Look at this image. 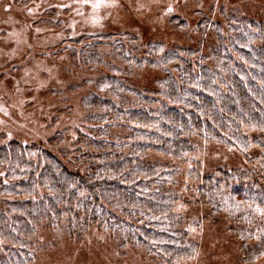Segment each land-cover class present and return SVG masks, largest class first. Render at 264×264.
<instances>
[{"label": "trees", "instance_id": "trees-1", "mask_svg": "<svg viewBox=\"0 0 264 264\" xmlns=\"http://www.w3.org/2000/svg\"><path fill=\"white\" fill-rule=\"evenodd\" d=\"M230 19L229 35L218 22H200L199 32L212 29L216 39L207 52L148 44L133 57L118 39L129 56L123 74L142 66L164 74L151 90L131 86L115 68L98 80L83 174L44 149L0 147V264H34L39 227L74 241L92 228L107 231L160 264L191 258L195 244L171 189L180 169L145 160L150 151L187 161L191 136L236 150L252 166L201 175L197 163L188 190L209 216L230 222L242 260L264 264V22ZM94 50L89 58L101 60Z\"/></svg>", "mask_w": 264, "mask_h": 264}, {"label": "rangeland", "instance_id": "rangeland-1", "mask_svg": "<svg viewBox=\"0 0 264 264\" xmlns=\"http://www.w3.org/2000/svg\"><path fill=\"white\" fill-rule=\"evenodd\" d=\"M230 17L264 22V0H0V147L14 142L44 149L83 174L84 140L96 125L89 99L99 96L97 82L111 75V68L129 67L119 43L140 58L148 44L207 52L216 39L212 29L199 32L200 22H218L229 35ZM107 35L111 41L99 39ZM92 49L101 60L89 58ZM163 74L142 66L120 76L151 90ZM189 142L194 152L187 161L150 151L145 156L149 163L180 169L171 188L180 198L174 212L184 220L195 251L178 264H260L242 260L230 222L209 216L188 190L195 179L189 172L197 163L201 175L216 167L252 166L223 145L197 136ZM32 239L38 246L34 264H160L138 248L120 247L109 232L96 228L74 241L60 229L39 227Z\"/></svg>", "mask_w": 264, "mask_h": 264}]
</instances>
